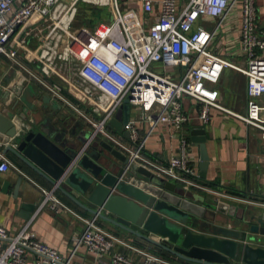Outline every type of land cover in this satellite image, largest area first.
I'll use <instances>...</instances> for the list:
<instances>
[{
    "label": "built area",
    "instance_id": "built-area-1",
    "mask_svg": "<svg viewBox=\"0 0 264 264\" xmlns=\"http://www.w3.org/2000/svg\"><path fill=\"white\" fill-rule=\"evenodd\" d=\"M65 1L67 7L63 15L54 18L58 0H25L21 5L17 0H0V56L21 66L25 75L52 97L66 100L59 84L53 82L57 78L86 100L93 116L84 117L94 134H100L127 155V168L132 164L142 165L187 189H207L220 194L198 182L191 143L184 134V126L190 118L182 100L189 98L199 105V118L204 123L210 120L211 109H219L259 129L264 138V27L259 24L258 0H139L148 15L155 8L159 9L156 19L147 23L143 46L136 41L119 0H111L114 14L111 24L84 28L77 34L69 29L80 0ZM235 9H239L241 16L238 29H233L230 23ZM36 15L46 20L44 27L27 28L18 45L12 46L11 40L18 27ZM210 20L216 25L206 28L203 23ZM63 21L68 24L65 26ZM223 29L229 33L228 41L239 45L235 52L240 57L239 62L227 60L215 52ZM32 38L42 40V49L39 64L28 67L17 57L19 48ZM153 65L162 68V72H157ZM166 67L176 70L168 73ZM225 68H233L246 77L244 113L234 112L220 103V91L215 85ZM126 99L130 112L123 129L129 131V138L109 124ZM137 107L141 112L131 116V111ZM142 122L149 126V132L143 137L138 128ZM158 124L168 127L171 138L179 139L175 155L164 158L146 153L147 140ZM2 145L4 143H0ZM12 166L0 149V172ZM43 190L42 206L47 203L56 210L63 205L53 191ZM85 223L83 233L74 238L73 253L85 246L100 264H181L136 248L133 249L143 255V261H134L124 253L113 252L118 244L128 245L103 229L98 224V216L86 219ZM71 259L40 240L28 225L11 234L0 224V264H71Z\"/></svg>",
    "mask_w": 264,
    "mask_h": 264
},
{
    "label": "water",
    "instance_id": "water-1",
    "mask_svg": "<svg viewBox=\"0 0 264 264\" xmlns=\"http://www.w3.org/2000/svg\"><path fill=\"white\" fill-rule=\"evenodd\" d=\"M14 80L20 88L12 96L8 91V100L18 98L0 112V143L6 144L5 152H14L43 176L53 191L123 230L137 244L182 264H264V242L255 236L264 235L263 216L241 214L235 206L190 191L142 165L127 168L126 154L94 131L79 133L80 121L70 125L58 116L57 100L41 85L22 73ZM38 97L42 105L35 103ZM129 112L126 99L109 121L126 138L130 133L123 125ZM191 139L200 147V175L205 177L209 165L205 130H193ZM22 181L19 177L14 196Z\"/></svg>",
    "mask_w": 264,
    "mask_h": 264
},
{
    "label": "crops",
    "instance_id": "crops-1",
    "mask_svg": "<svg viewBox=\"0 0 264 264\" xmlns=\"http://www.w3.org/2000/svg\"><path fill=\"white\" fill-rule=\"evenodd\" d=\"M24 2L25 0H17V4L20 5ZM81 2H86L88 6L100 9L102 15L100 20L94 24L82 23L75 25L79 12L77 7L69 29L72 34H77L84 28L91 29L98 25L111 24L114 21L111 0H80L77 5ZM119 4L121 11L128 16L136 41L143 46V34L148 32L150 21L156 19L159 15V9L155 8L148 15L142 10L139 0H119ZM257 5L259 24L264 27V0H258ZM66 7L65 0H58V5L55 8L58 18L63 15ZM233 22L237 26L235 29H238L241 25L239 9H235L230 17V23ZM44 24H46V20L36 15L27 24L18 27L11 40L12 46L18 45V40L24 35L27 28L34 27V29H38V27H44ZM225 32L227 33V31ZM227 34L229 35V33ZM236 34L237 32L234 33V35ZM221 37L223 36L221 35ZM232 45L234 48L239 46L238 43ZM41 49L42 40L32 38L27 45L19 48L17 59L28 67H35L34 65L39 64ZM229 50L233 53L232 50L234 49L230 48ZM236 58L237 61H232L239 62L240 57L236 55ZM229 69L231 73L227 74L224 69L219 82L215 85L220 91V103L234 112L244 113L247 106L246 77L233 68ZM19 73L25 75L21 66L4 56H0V112L5 105L12 106L15 99L18 98L8 100V98H11L8 91L11 92L12 96L20 88V85L15 82L16 79L13 81V78ZM25 77L28 78L27 74ZM53 82L59 84L61 94L66 99L64 101L54 96L52 98L53 101L57 100L59 104L58 116L64 117L70 125H73L75 120L80 121L79 133L81 134L94 131L91 124L84 117V115L93 116L92 109L86 100L78 97L59 79L55 78ZM34 101L39 105L43 104L39 97L34 98ZM182 103L190 118L184 126V134L191 143L190 151L192 162L199 175L198 182L219 192L221 195L207 189L202 191L189 188V190L200 194H210L227 207L235 206V210L241 214L244 212L246 215L251 213L256 217H264V138L261 131L219 109H211L210 120L204 123L199 118V105L195 101L184 98ZM231 106L239 107L240 111H235ZM140 112L139 107L134 108L131 111V116ZM231 117L240 125L238 130L228 122L232 119ZM138 128L142 137L149 132L147 122L139 123ZM34 129L39 131V127ZM195 129L205 130L207 136L209 165L204 172L205 177L200 175V147L191 139V132ZM5 147L6 144L0 146V149L5 152ZM178 149L179 139L170 137L168 127L164 124H158L154 127L146 143V153L148 155H159L167 158L175 155ZM5 153L14 166L6 172H0V224L4 225L11 234L17 233L28 225V229L35 232L44 243L57 249L65 258L71 257V264H100L85 246H80L73 253L74 238L83 233L86 226L85 220L91 219L93 215L72 202L59 190L53 191V186L14 152L7 151ZM19 177H22L23 181L18 195L14 196L16 182ZM5 183H8V186L6 191L3 192L2 189ZM43 189L53 191V195L63 205L56 210H52L47 203L42 206L45 198ZM98 224L106 231L120 237L128 245L118 244L113 252L124 253L134 261L142 262L143 255L133 249L136 248L176 261L153 249L137 244L131 236L105 220L98 218ZM255 236L262 238L264 242V235L255 234Z\"/></svg>",
    "mask_w": 264,
    "mask_h": 264
},
{
    "label": "rangeland",
    "instance_id": "rangeland-1",
    "mask_svg": "<svg viewBox=\"0 0 264 264\" xmlns=\"http://www.w3.org/2000/svg\"><path fill=\"white\" fill-rule=\"evenodd\" d=\"M80 4V3H79ZM78 4V5H79ZM77 5V7L79 8L80 10V7ZM90 5V4H89ZM80 6L82 7H88L87 3L86 2H81ZM127 9V8H126ZM204 26L206 28H212L216 25L215 22H213V20H210V21H207V22H204L203 23ZM237 24V23H236ZM233 25V29H235L237 26L235 25V22L232 23ZM223 37H221V39H219V43H218V46L216 47L215 49V52L218 53V54H221V56H223L224 58H226L227 60H235L237 61L238 59L236 58V55H235V50H239V48H234L232 47L233 45L228 41V37L229 35L224 31V30H221V34ZM237 47V46H235ZM230 48H233L234 50H232L233 53H231V51L229 50ZM224 51V52H223ZM223 52V53H222ZM158 65H153V67H155L156 71L161 73L162 72V68L158 69L157 68ZM176 69L174 67H166V72L168 73H174ZM225 72L227 74H230L231 73V70L229 68H225ZM232 109H234L235 111H240L239 107H235V106H231ZM229 117V116H227ZM232 118V117H231ZM234 118L228 120V122H230V124L235 127L237 130L239 129L240 125L235 121L233 120Z\"/></svg>",
    "mask_w": 264,
    "mask_h": 264
},
{
    "label": "trees",
    "instance_id": "trees-1",
    "mask_svg": "<svg viewBox=\"0 0 264 264\" xmlns=\"http://www.w3.org/2000/svg\"><path fill=\"white\" fill-rule=\"evenodd\" d=\"M102 15V11L100 9L95 8V7H82L80 6V10L78 12L75 25L76 24H82V23H87V24H94L98 20H100ZM209 186V185H208Z\"/></svg>",
    "mask_w": 264,
    "mask_h": 264
},
{
    "label": "bare ground",
    "instance_id": "bare-ground-1",
    "mask_svg": "<svg viewBox=\"0 0 264 264\" xmlns=\"http://www.w3.org/2000/svg\"><path fill=\"white\" fill-rule=\"evenodd\" d=\"M53 17H54V18H58V17H57V12H55V10H54V12H53Z\"/></svg>",
    "mask_w": 264,
    "mask_h": 264
}]
</instances>
